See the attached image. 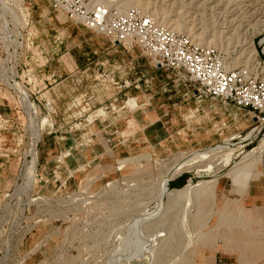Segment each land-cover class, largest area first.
<instances>
[{"label":"rangeland","instance_id":"obj_1","mask_svg":"<svg viewBox=\"0 0 264 264\" xmlns=\"http://www.w3.org/2000/svg\"><path fill=\"white\" fill-rule=\"evenodd\" d=\"M90 1L139 8L228 68L254 70L252 49L264 63V0ZM263 140L250 110L184 71L50 0H0V211L26 217L2 264L261 263L264 222L224 215L239 197L228 171L263 173Z\"/></svg>","mask_w":264,"mask_h":264},{"label":"built area","instance_id":"obj_2","mask_svg":"<svg viewBox=\"0 0 264 264\" xmlns=\"http://www.w3.org/2000/svg\"><path fill=\"white\" fill-rule=\"evenodd\" d=\"M50 3L55 11L103 34L113 44L126 48L137 46L159 67L184 71L201 94L250 110L260 130H264V73L260 67L229 69L217 47L197 44L190 35L173 31L136 7L121 10L118 6L92 4L90 0H50ZM7 208L8 202L4 211ZM3 216L0 211V264L8 259L11 239L22 232L26 220L11 214Z\"/></svg>","mask_w":264,"mask_h":264},{"label":"crops","instance_id":"obj_3","mask_svg":"<svg viewBox=\"0 0 264 264\" xmlns=\"http://www.w3.org/2000/svg\"><path fill=\"white\" fill-rule=\"evenodd\" d=\"M255 175L256 176L248 182L247 187L245 188V190H243L241 195L240 196L238 195L239 196L238 200L235 201V203H233L234 205L238 204L236 205L237 207H234L233 211L227 215H224V217H231V218L235 217L236 220L241 221L245 224L249 220H254L256 224L257 223L260 225L263 224L264 222V175L258 170ZM248 197L252 199L254 204L260 203L261 205L260 207L257 206V208H260L261 210L259 209V212L255 216H251L248 210L243 208V206L241 205L243 199H246ZM233 226H236V225H231L230 228L233 229ZM248 232H250L251 236H254L255 234V231L252 228H250ZM260 262L261 263L259 262H255V263L264 264V257L260 259Z\"/></svg>","mask_w":264,"mask_h":264},{"label":"bare ground","instance_id":"obj_4","mask_svg":"<svg viewBox=\"0 0 264 264\" xmlns=\"http://www.w3.org/2000/svg\"><path fill=\"white\" fill-rule=\"evenodd\" d=\"M99 4H100V2H98ZM101 4H103V3H101ZM106 5V4H105ZM261 42H264V38L261 40ZM262 51H263V53H264V45H263V47H262ZM251 56H253V59L255 60V61H258V63H259V65L260 66H263L264 67V63L263 62H261V61H259V59H258V57H257V53H256V51L254 50V49H252L251 51ZM224 60H225V63H226V59L224 58ZM259 65H258V67H259ZM227 67V66H226ZM257 66H255V68H256ZM228 68V67H227ZM248 68V67H247ZM255 68H254V70H255ZM230 69V68H229ZM253 70V69H252ZM261 72L262 73H264L263 72V69L261 70ZM264 141V140H263ZM263 144V143H262ZM238 150H240V148L238 149ZM236 154H238L237 152H236ZM243 160V159H242ZM177 166V165H176ZM178 169V168H177ZM257 167H255V166H252V165H249L247 168H245V165L242 167V168H235V169H231V170H229L228 171V175H230V177L232 178V180H234V190L237 192V194L240 196L241 195V193L243 192V190H245V188L247 187V184H248V182L252 179V178H254L256 175V173H257ZM175 170V169H174ZM219 173H221V172H219ZM216 176V175H215ZM218 176V175H217ZM215 178V177H214ZM213 178V179H214ZM208 181V180H207ZM200 183H202V182H200ZM206 183V182H205ZM203 185V184H202ZM177 192V191H176ZM170 193V192H169ZM238 200V198H228V202H235V201H237Z\"/></svg>","mask_w":264,"mask_h":264}]
</instances>
